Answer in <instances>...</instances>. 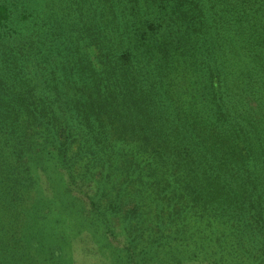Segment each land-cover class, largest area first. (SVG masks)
<instances>
[{"label":"trees","instance_id":"obj_1","mask_svg":"<svg viewBox=\"0 0 264 264\" xmlns=\"http://www.w3.org/2000/svg\"><path fill=\"white\" fill-rule=\"evenodd\" d=\"M216 1L110 0L116 26L125 27L129 66L111 60L104 44L111 39H99L92 21L85 37L96 53L66 51L64 90L56 76L20 70L27 71L28 51L9 54L13 67L0 77V191L9 192L21 224L39 226L36 209L50 204L30 178L36 166L66 163L74 177L67 152L77 125L92 139L80 169L99 177L86 196L85 228L122 225L131 244L147 235L145 249L162 245L166 257L218 246L233 264H264V0H225L226 9ZM66 4L91 12L89 0ZM10 7L0 4V26L9 25ZM102 53L103 75L90 68L91 56ZM132 57L142 60L139 76ZM177 60L188 62L192 78L166 89V69ZM16 235L32 254L31 237Z\"/></svg>","mask_w":264,"mask_h":264},{"label":"rangeland","instance_id":"obj_2","mask_svg":"<svg viewBox=\"0 0 264 264\" xmlns=\"http://www.w3.org/2000/svg\"><path fill=\"white\" fill-rule=\"evenodd\" d=\"M69 1L71 0H0V4H10L12 13L9 25L0 26V77L6 76V73L13 67L12 62L8 65L12 56L9 54L19 48L22 51H28L25 62L28 67L27 71L20 65L21 71L31 72L28 74L32 76L35 70H38V74L44 77L53 75L55 80L57 77L58 90H64L67 84L63 85L61 78L66 72L64 68L66 51L80 53L81 58L89 53L88 58H90V55L96 53H91L96 46L89 47L88 45L92 43L85 37L87 35L85 27L90 29L92 21L99 39L113 41L104 42L105 51L111 60L115 63L117 58L119 64L129 66L131 56L124 54L127 50V38L124 34L123 36L120 34L125 27L116 26L117 20L113 17L115 10L111 7L110 0H89L91 12L87 16L82 15V8L78 5L76 7L66 4L65 8V2ZM226 6L225 0L216 1V8L226 9ZM230 7L234 12L235 7L233 5ZM26 15L29 17H25ZM66 15L69 18H66ZM150 16L148 14V17ZM124 17L129 19L130 15L125 13ZM11 32L14 33L11 34ZM137 49H144V46L139 45ZM91 58L93 61L90 62L92 64L90 68L103 75L107 68L104 54L102 53L101 56L97 54V57L91 56ZM133 61L138 67L137 76H139L142 60L136 61L133 58ZM83 63L88 67L87 59H84ZM187 63L184 60H177L174 65L166 69V75H164L166 89L168 86L177 87L184 84L186 76L189 79L192 78L191 71L187 72V68L184 67ZM119 76L120 74L116 72L112 79L119 78ZM187 83L189 85V80ZM180 92L185 96H190L186 87H182ZM183 108H186V105H183ZM71 130L72 133H77L78 138L70 142L71 147L67 152V158L73 161L71 168L74 170V177L69 178L68 167L70 166L66 163L62 167L54 162L53 169L36 166L35 170L31 171L30 178L36 183L37 196L50 203L49 206L36 209V212L43 218L39 226L36 220L26 222V225L21 224L9 192H1L3 191L1 188L0 264H233L225 252L224 254L220 252L218 246L197 250H194L197 247L191 246L189 247L191 252L183 254L181 258H175L172 251V256L166 257L164 256L165 248L162 245L155 247L153 252L145 249L150 242L147 235L144 238L132 236L131 244V237L122 225L111 226L105 232L103 229L93 231L91 227L85 228L82 224V217L90 209V205L85 202L86 196L95 193L99 177L95 174L84 175L80 169H84L82 162L85 153L82 147L92 142L88 130L77 127V125ZM77 147L80 163L73 158ZM64 185L71 189L73 195L64 193ZM78 200L85 205V211L80 210ZM66 206L71 209L66 210ZM20 226L23 228L20 229ZM17 229L24 231L25 237H31L32 254L16 235ZM127 244L130 252L125 251ZM111 247H118L124 253L118 256L113 253ZM178 251L183 252L181 247ZM59 253L64 255L63 260L58 257ZM36 257H38V262L34 259ZM122 258H124L123 263Z\"/></svg>","mask_w":264,"mask_h":264}]
</instances>
